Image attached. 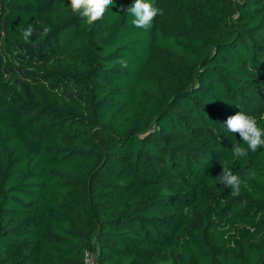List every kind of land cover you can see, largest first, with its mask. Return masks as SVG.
<instances>
[{"label": "trees", "instance_id": "obj_1", "mask_svg": "<svg viewBox=\"0 0 264 264\" xmlns=\"http://www.w3.org/2000/svg\"><path fill=\"white\" fill-rule=\"evenodd\" d=\"M133 2L0 0V264H264V148L224 125L264 129V0Z\"/></svg>", "mask_w": 264, "mask_h": 264}, {"label": "clouds", "instance_id": "obj_2", "mask_svg": "<svg viewBox=\"0 0 264 264\" xmlns=\"http://www.w3.org/2000/svg\"><path fill=\"white\" fill-rule=\"evenodd\" d=\"M113 3L114 0H70V9L73 13L86 18L88 24H94L105 16ZM121 11L134 17L132 24L136 28L145 30L152 26L153 20L158 15H163V9L155 6L153 0H134L126 9L122 7ZM34 31L33 26L29 24L26 29L22 30L23 39L26 42L30 41ZM50 31L49 26H44L41 36H47ZM260 119H264V116ZM224 125L229 133L238 134L243 144L247 145V149H245L241 144L232 143L231 151L234 157H246L248 150L255 153L258 149L264 148V129L258 126L256 116L239 111L235 115L229 116L224 121ZM221 165L223 170L216 179L225 188L231 189V195L234 197L240 194L242 185L247 187V179L256 177V173L249 170L245 174L246 178H242L239 174H234L226 164L222 163ZM183 210L186 214L190 211L187 206Z\"/></svg>", "mask_w": 264, "mask_h": 264}, {"label": "built area", "instance_id": "obj_3", "mask_svg": "<svg viewBox=\"0 0 264 264\" xmlns=\"http://www.w3.org/2000/svg\"><path fill=\"white\" fill-rule=\"evenodd\" d=\"M84 264H98L96 253L85 252L83 256Z\"/></svg>", "mask_w": 264, "mask_h": 264}]
</instances>
